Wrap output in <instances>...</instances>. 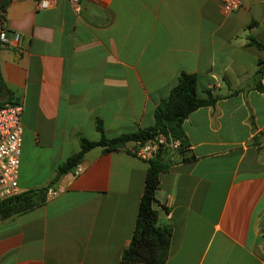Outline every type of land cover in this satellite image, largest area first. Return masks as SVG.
<instances>
[{
	"label": "crops",
	"instance_id": "1",
	"mask_svg": "<svg viewBox=\"0 0 264 264\" xmlns=\"http://www.w3.org/2000/svg\"><path fill=\"white\" fill-rule=\"evenodd\" d=\"M239 1L224 14L220 0H7L0 99L21 104V190L46 184L80 137L151 125L178 73H193L216 98L181 122L192 158L158 174L164 264H264V0ZM130 144L88 148L62 191L1 219L0 264L117 261L148 166Z\"/></svg>",
	"mask_w": 264,
	"mask_h": 264
},
{
	"label": "trees",
	"instance_id": "2",
	"mask_svg": "<svg viewBox=\"0 0 264 264\" xmlns=\"http://www.w3.org/2000/svg\"><path fill=\"white\" fill-rule=\"evenodd\" d=\"M7 0L0 2V12L3 13ZM3 20V14L0 16ZM264 53V44L253 41ZM264 73V56L258 60L254 75L258 82L256 87L261 88L259 78ZM0 79V94H1ZM216 95L209 89H196V77L193 73L180 71L176 83L168 94L159 99L153 110L154 122L144 128L129 133H122L114 137L100 136L98 140L91 141L84 137L79 138V149L68 154L63 161L55 167L53 177L44 185L21 190L18 194L0 200V220L6 217L26 211L44 199L47 187L55 185L59 178L72 170L81 162L83 153L94 145H100L104 150L122 148L129 141L151 138L155 133L161 132L167 138L177 139L178 146L170 149L167 146H158L152 158L147 160L148 166L143 185V191L139 197L134 225L130 240L125 246L117 261L112 264H164L168 252L170 239V227L159 225L156 222V210L152 207L155 200L154 190L158 183V174L165 170L173 161V155L181 160L192 158V154H185L188 141L183 133L181 122L183 118L195 108L209 105L214 102ZM4 101L0 99V105ZM96 129L101 132L100 120L95 121ZM127 151L128 149L125 148Z\"/></svg>",
	"mask_w": 264,
	"mask_h": 264
},
{
	"label": "built area",
	"instance_id": "3",
	"mask_svg": "<svg viewBox=\"0 0 264 264\" xmlns=\"http://www.w3.org/2000/svg\"><path fill=\"white\" fill-rule=\"evenodd\" d=\"M48 1L36 0V6L46 7ZM68 1L74 6H77L80 0ZM239 5V0H220V8L224 14L236 9ZM2 14L0 12V16ZM5 42H8L7 30L2 17H0V43ZM20 111V103L3 102L0 105V200L16 195L21 191L18 184L22 131ZM158 146H167L170 149H175L178 146V140L167 138L165 134L157 132L143 142L138 140L131 141V144L125 148L136 157L148 160L153 157ZM81 169L82 166L78 163L69 173L74 176ZM62 190V184L49 186L44 192V199L50 198Z\"/></svg>",
	"mask_w": 264,
	"mask_h": 264
}]
</instances>
